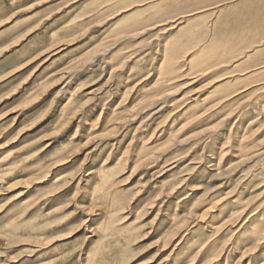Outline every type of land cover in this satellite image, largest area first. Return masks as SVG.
<instances>
[{
    "label": "rangeland",
    "instance_id": "rangeland-1",
    "mask_svg": "<svg viewBox=\"0 0 264 264\" xmlns=\"http://www.w3.org/2000/svg\"><path fill=\"white\" fill-rule=\"evenodd\" d=\"M0 264H264V0H0Z\"/></svg>",
    "mask_w": 264,
    "mask_h": 264
},
{
    "label": "bare ground",
    "instance_id": "bare-ground-1",
    "mask_svg": "<svg viewBox=\"0 0 264 264\" xmlns=\"http://www.w3.org/2000/svg\"><path fill=\"white\" fill-rule=\"evenodd\" d=\"M205 4V3H204ZM3 7V6H2ZM206 7V6H205ZM29 8V7H28ZM2 9V8H1ZM214 10V9H213ZM16 14H18V13H16ZM184 15V14H183ZM184 19V18H183ZM189 21H191V20H187V23H189ZM170 22V21H169ZM174 23V22H173ZM186 23V24H187ZM99 25V24H98ZM147 30V29H146ZM141 33H144V32H141ZM133 34V33H132ZM135 34V33H134ZM130 35V34H129ZM131 36H133V35H131ZM128 37V36H127ZM128 38H130V37H128ZM124 41V40H123ZM257 48V47H256ZM253 51V50H252ZM248 55V54H247ZM242 59L244 58V57H241ZM237 61V60H236ZM178 67V66H177ZM121 69V68H120ZM227 69V68H226ZM174 71H175V69H174ZM217 73V72H216ZM218 74V73H217ZM225 75H227V74H224V75H221V76H219L218 78H221V77H223V76H225ZM73 77V76H72ZM230 79V78H229ZM59 83V82H58ZM217 83V82H216ZM232 83V82H231ZM82 85L80 84V85H78L77 87H76V89H75V92L74 93H77L76 91H79V89H80V87H81ZM221 88V87H220ZM60 95V94H59ZM234 98V97H233ZM82 105V104H81ZM82 109V108H81ZM128 119V118H127ZM127 121V120H126ZM189 123V122H188ZM12 157V156H11ZM9 159V158H8ZM11 159V158H10ZM17 163H18V161H17ZM64 163V162H63ZM114 168H108V167H104V168H102L100 171H99V173L97 174V176L99 177L98 178V181H97V183H96V185H95V187H94V190H93V192L94 193H98L99 191H105L106 189H107V187L113 182V180L115 179V176H116V174H115V176H114V170H113ZM13 170V169H12ZM11 171V170H10ZM50 178V177H49ZM70 179V178H69ZM59 180V179H58ZM111 194V193H110ZM45 199V198H44ZM102 202V201H101ZM51 203V202H50ZM103 203V202H102ZM104 205L106 206V210H107V213H106V215H105V217H107L108 219L110 218V220H108L105 224H104V226H102L101 227V229H100V235H101V237L100 238H104V235L107 233V232H109V230H113L114 229V225H115V218L116 217H114V215L116 214V213H118L120 210H118L116 207H115V204H114V202L112 201V200H110V199H107L106 201H105V203H104ZM25 212V209H22V208H20L19 209V214L21 215V214H23ZM243 213V212H242ZM241 214V213H240ZM235 215V214H234ZM230 218H232V217H230ZM42 219V218H41ZM57 218H54V219H51V220H49L46 224L47 225H49V224H51V223H53L55 220H56ZM24 222V221H23ZM19 226V223H14V224H11V227L13 228V229H16L17 227ZM128 226V225H127ZM126 227V226H125ZM34 229V228H33ZM262 229V228H261ZM259 232H260V230H259ZM139 237V236H138ZM101 240V239H100ZM96 243L98 244L99 243V241L97 240L94 244L96 245ZM206 244V243H205ZM99 245V244H98ZM201 246V245H200ZM99 247V246H98ZM102 247V246H101ZM203 247V246H202ZM208 248V247H207ZM91 252H89V255H88V257H89V259H90V257H91ZM95 254V253H94ZM125 257V256H124ZM95 262V261H94ZM93 263V262H92Z\"/></svg>",
    "mask_w": 264,
    "mask_h": 264
}]
</instances>
